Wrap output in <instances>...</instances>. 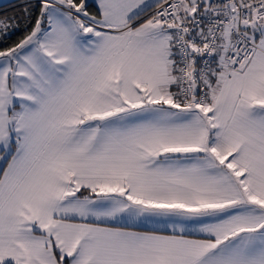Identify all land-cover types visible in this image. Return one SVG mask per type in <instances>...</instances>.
<instances>
[{"label": "snow or ice", "instance_id": "6c2138e0", "mask_svg": "<svg viewBox=\"0 0 264 264\" xmlns=\"http://www.w3.org/2000/svg\"><path fill=\"white\" fill-rule=\"evenodd\" d=\"M0 264H264V0L0 16Z\"/></svg>", "mask_w": 264, "mask_h": 264}, {"label": "trees", "instance_id": "16d2710c", "mask_svg": "<svg viewBox=\"0 0 264 264\" xmlns=\"http://www.w3.org/2000/svg\"><path fill=\"white\" fill-rule=\"evenodd\" d=\"M25 0H15L5 5L0 6V16L8 15V16H21L22 18V6L24 5ZM23 32L17 31L13 35H11L5 43L11 44L15 41L22 38Z\"/></svg>", "mask_w": 264, "mask_h": 264}, {"label": "crops", "instance_id": "0c3cea01", "mask_svg": "<svg viewBox=\"0 0 264 264\" xmlns=\"http://www.w3.org/2000/svg\"><path fill=\"white\" fill-rule=\"evenodd\" d=\"M13 1H15V0H0V6L8 4V3L13 2Z\"/></svg>", "mask_w": 264, "mask_h": 264}]
</instances>
